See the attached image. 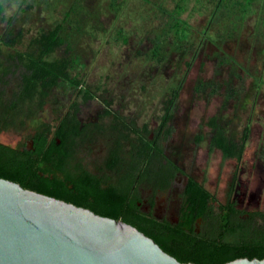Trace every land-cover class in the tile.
Here are the masks:
<instances>
[{"label": "rangeland", "instance_id": "rangeland-1", "mask_svg": "<svg viewBox=\"0 0 264 264\" xmlns=\"http://www.w3.org/2000/svg\"><path fill=\"white\" fill-rule=\"evenodd\" d=\"M20 1L0 0V38L22 36L14 50H24L38 31L74 9L71 23L65 25L69 43L59 47L56 56L79 57L77 75L90 98L60 84L49 92L42 109H32L37 122L49 127L51 137L63 119L68 126L73 121L78 125L74 164L117 185L125 170H106L107 153L116 143L127 153L141 135L154 137L165 111L166 89L185 74L168 132L158 144L219 204L236 199L241 202L239 210L264 214L263 1L256 0L246 12L232 4L216 12L217 0H186L181 18L190 27V45L175 44L173 36L161 33L168 12L180 0H26L19 7ZM119 29L126 34V43L116 39ZM157 36L163 42L164 60L159 63L146 56ZM10 55L13 50L0 53L5 59L0 97L5 100L17 94L23 71ZM212 118L233 140L249 126L240 162L224 159L211 148L208 123ZM1 127L0 143L16 147L28 141L35 126ZM156 170L158 163L153 161L149 174ZM133 192L146 213L151 200L156 216L172 217L175 212L170 194L154 195L150 175L137 179Z\"/></svg>", "mask_w": 264, "mask_h": 264}, {"label": "trees", "instance_id": "trees-1", "mask_svg": "<svg viewBox=\"0 0 264 264\" xmlns=\"http://www.w3.org/2000/svg\"><path fill=\"white\" fill-rule=\"evenodd\" d=\"M25 1L21 0L19 7ZM255 1L244 0L243 3L241 0H217L216 12L229 8L231 4L242 7V11L246 12ZM70 10L48 29L38 31L24 50H14L15 45L21 43V35L0 38V53L6 49L13 50V55L9 57L15 59L23 70L17 94L11 100L0 97L1 128L7 130L9 125L27 123L35 126L33 134L28 137L32 142L31 147L26 142L16 147L0 143V178L15 182L26 190L89 209L97 215L125 222L151 238L180 263L225 264L240 258L263 260L264 214L246 213L231 204H219L192 177L187 179L183 207L176 224L158 220L151 212H142L137 206L139 197L133 188L137 179H144L141 170H145V178L150 175L151 180L157 183H154V187L168 182L176 171L158 142L168 132V123L185 81V74L166 89L165 111L154 131V137L141 135L138 144H133L127 153L126 173L119 183L100 189L89 176L84 184L79 183V165L73 162L74 138L79 137L78 125L73 121L68 126L63 119L51 137L49 127L38 123L32 113L33 108L40 110L46 105L49 92L60 84L83 94L81 96L84 99L90 98L89 93L82 89V81L77 75L79 57L71 53L66 57L56 56L58 48L69 43L65 25L71 23L69 18L74 9ZM185 10L186 0L177 2L168 12V22L161 32L164 37L173 36L175 44H191L190 27L181 18ZM2 12L3 7H0ZM115 37L123 43L127 41L121 29L117 30ZM162 44L161 38L157 36V41L146 55L149 61L159 63L164 60ZM3 61L5 59L0 58V73L5 72ZM190 65L191 62L186 63V70ZM25 107L28 111L26 114ZM208 126L212 133L211 148L220 151L224 159L240 162L248 141L249 126L244 127L238 140L226 136L217 118H212ZM120 149L121 146L116 143L114 153L118 154ZM153 161L158 163V170L149 174ZM107 166L119 168L118 158ZM153 205L154 201L151 200L150 209ZM198 219L202 220L199 231L195 226Z\"/></svg>", "mask_w": 264, "mask_h": 264}, {"label": "water", "instance_id": "water-1", "mask_svg": "<svg viewBox=\"0 0 264 264\" xmlns=\"http://www.w3.org/2000/svg\"><path fill=\"white\" fill-rule=\"evenodd\" d=\"M0 264L192 263H180L125 222L0 178ZM225 264H264V259Z\"/></svg>", "mask_w": 264, "mask_h": 264}, {"label": "flooded vegetation", "instance_id": "flooded-vegetation-1", "mask_svg": "<svg viewBox=\"0 0 264 264\" xmlns=\"http://www.w3.org/2000/svg\"><path fill=\"white\" fill-rule=\"evenodd\" d=\"M30 142H31L30 140L26 141V144H27L28 147H31L29 145ZM114 150H115V147L111 148L109 150V152L107 153L106 163H105L106 170L113 171L114 169H116V168H108L107 164L113 163V161L116 158H118L119 168L125 170V173H126V161L128 160L127 153L129 151L127 153H125V152L122 151V148H121L119 150L118 154H115ZM165 157L173 163V165L176 168V171L172 174V177H170L168 182H165V183L162 182L161 184H159L156 187H154V191L156 189V192L154 193V195H156L158 193H168V194H170L172 196V198H173V201L176 204V209H175V212L173 213L172 217L156 216L154 214V211H153L154 205H153L152 209H150L149 212H151L153 217H155L158 220H166V221H168L171 224H176L178 222V220H179L180 213H181V210H182V207H183V194H184V190H185V187H186V184H187V179L189 177H192V176L189 175V174H186L184 172V170L178 164H176L174 161H172L169 157H167V156H165ZM141 172H142L143 177L145 178V173H146L145 170L143 169V170H141ZM88 176L92 179L94 184L96 186H98L100 189H106L108 187L115 186V184H112L109 179H105L104 177H102L100 174H98L96 172L89 171L88 169H86L84 166H82L79 163V183L80 184H84L85 181H86V177H88ZM192 178H194V177H192ZM89 182H87V184ZM197 182H199V181H197ZM155 184H157V183H155ZM141 203L142 202L139 199V201L137 202V206L142 212H144L143 209H142ZM226 204H231V205H233V207L235 209L239 210L237 208V206L240 205L241 202L239 200L234 199V200H229V201H227L226 203H224L222 205H226ZM239 211H243V210H239ZM149 212H147V213H149ZM244 212H246V211H244ZM201 223H202V220L198 219L196 221V225H195L196 228L200 227Z\"/></svg>", "mask_w": 264, "mask_h": 264}]
</instances>
